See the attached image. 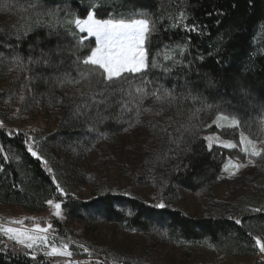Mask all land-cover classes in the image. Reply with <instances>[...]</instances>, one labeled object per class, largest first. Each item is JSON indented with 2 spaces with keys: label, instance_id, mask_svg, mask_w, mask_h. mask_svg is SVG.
<instances>
[{
  "label": "trees",
  "instance_id": "trees-1",
  "mask_svg": "<svg viewBox=\"0 0 264 264\" xmlns=\"http://www.w3.org/2000/svg\"><path fill=\"white\" fill-rule=\"evenodd\" d=\"M13 1L0 0V40L4 42L0 56L10 61L20 57L16 72L0 81V205L39 213L51 199L62 204L66 222L89 226L100 221L138 234L157 230L179 245L205 241L223 258L258 254L254 237L264 239V212L251 210L264 208V167L258 170L261 176L247 185L240 183L245 177L235 180L239 188H247L246 197L234 203L216 202L212 190L223 182L219 180L222 166L228 157L238 155L218 147L209 150L202 134L217 115H228L239 121L236 129L218 132L211 127L208 132L232 141L240 132L253 141L260 136L264 0H43L50 8H59L64 22L51 29L27 30H17L7 18ZM93 5L97 18L105 19L144 18L134 12L142 9L155 28L148 48L156 67H150L147 76L154 84L140 86L138 79L131 81L123 93L109 97L107 108L94 103L100 99L94 95L101 87L96 81L82 89L68 82L78 69L73 63L76 41L66 30L67 20L73 14L86 18ZM193 25L197 31L189 30ZM18 35L23 39L18 41ZM93 45L90 39L78 55L83 57ZM57 46L59 53L55 52ZM49 55L51 64L47 63ZM201 56L203 61L198 59ZM167 69L171 72L165 75ZM133 89L141 92L139 101L133 100ZM162 89L179 98L157 101L152 92L162 95ZM189 94L197 99L185 98ZM205 103L213 107L197 112ZM101 117H105L103 122ZM130 128L138 133L134 136L139 135L137 147L144 149L131 180L142 187L156 184L158 201L118 195L107 188L87 198L72 197V185L68 189L64 178L73 172L69 160L85 146L84 140L100 134H114L118 139ZM28 136L51 173L27 152L24 142ZM53 177L67 195L56 191ZM185 193L199 202L202 216L190 215L175 205ZM160 202L165 208L153 207ZM52 225L57 234L64 235L62 224L53 221ZM25 252L0 238V264H53L41 256L32 261Z\"/></svg>",
  "mask_w": 264,
  "mask_h": 264
},
{
  "label": "rangeland",
  "instance_id": "rangeland-1",
  "mask_svg": "<svg viewBox=\"0 0 264 264\" xmlns=\"http://www.w3.org/2000/svg\"><path fill=\"white\" fill-rule=\"evenodd\" d=\"M12 3L6 15L10 24L17 27V30L45 27L44 25L48 24H51L53 28L64 22V19L60 18L59 8H50L45 3L41 7L37 0H25L24 2L14 0ZM71 25L75 28L74 23ZM90 39L94 41V38ZM255 41L257 43L258 38ZM19 67V62L10 61L0 56V81L7 78L11 72H16ZM83 69L84 66L80 67L76 76L68 80L71 87L75 89L88 88L96 81V78L89 80L82 77L80 73ZM131 93L134 101L141 99L140 91L133 89ZM214 120L215 118L205 125V132L202 137L206 146L211 143L213 147L222 148L219 146L220 141L228 138L208 132L209 129L214 127L218 132L220 130L230 131L238 126H230L229 120L219 122L223 128H218L213 123ZM260 129V136L258 140L254 141L257 148L264 147V116L261 120ZM135 134L138 133L130 128L126 135H122L118 139L114 134H100L98 137H93L94 140L91 139L92 141L86 138L83 143L85 146L82 145L81 150L78 149L77 153L72 156L73 158L69 160L70 170L73 172L69 177L64 178L65 182L69 184L66 186L68 189H71L72 185V197L87 198L91 193L107 188L118 195L128 193L129 195L125 196L132 195L150 202L158 201L156 184L142 187L131 180V172L137 168L141 159L143 160L141 155L144 151L142 145L141 148L137 147L136 138L138 139L139 135L134 136ZM229 134L227 133V135ZM240 134L241 132L238 133L235 141L231 140L237 144V148L225 149L234 151L238 157H228L225 160L219 175V180L223 182L212 190L214 200L219 203H234L246 197L247 188H239V182L235 180L241 176L245 177L244 181L240 183L247 185V183L255 180L257 175L261 176L258 170L262 166L264 167V157H252V163H248L249 158L241 150ZM205 137H211V140H206ZM120 144L122 147L118 146ZM257 158L262 159L259 165L256 163ZM230 160L245 166L240 169L229 168L228 171H225L224 165ZM71 177L74 178L73 181L75 182L71 181ZM232 181L233 184H231ZM231 185L232 189H230ZM175 205L183 207L190 215L199 217L203 215L199 202L186 193L181 194ZM52 212L53 209L48 203L46 208L39 213H28L19 206L0 205V226L23 229L31 228L33 222H38L41 227H47V224L58 221L63 225L64 235L57 234L52 225L53 227L48 233V240L58 247L61 244H68L73 256L70 258L63 256L46 257L44 256V249L41 247L35 249L36 257L41 256L50 259L53 264H65L66 260L69 261V264L72 261H75L76 264H264V253L261 252L255 256L223 258L205 241L199 244L179 245L167 238L161 231L154 230L150 234H138L100 221H94L87 226L77 221L66 222L63 209L61 217L53 216ZM17 220L23 221L24 224L11 223ZM0 238L9 243H14V241H8L2 234H0ZM17 246L23 248L21 245ZM27 251L31 256L32 251Z\"/></svg>",
  "mask_w": 264,
  "mask_h": 264
},
{
  "label": "snow or ice",
  "instance_id": "snow-or-ice-1",
  "mask_svg": "<svg viewBox=\"0 0 264 264\" xmlns=\"http://www.w3.org/2000/svg\"><path fill=\"white\" fill-rule=\"evenodd\" d=\"M41 7H43V0H37ZM35 7V5H33ZM93 11L86 12V18H76L75 14L71 19L67 20L66 30L69 32L73 39L76 41L73 47L76 48L77 59L73 62L74 66L79 70L80 65L84 66L83 71H81V76L85 79L91 80L96 78V82L101 87L97 92L94 93L95 96H99V101H94V103L104 104L107 108L110 106L108 104L109 97L114 96L116 93H123L125 85L131 84V81L138 79L140 81V86H147L149 84H154V81L147 79L149 68H155V61H150V53L148 48V43L150 36L155 28L152 22L147 18V13L144 10H134L137 15H141L144 18H97V13L95 12L96 6L93 5ZM111 11V8L108 9ZM75 25V30H72L70 25ZM45 27L51 29L52 25H44ZM190 31H197V27L193 25ZM85 34L86 35H77ZM51 35V31L49 33ZM59 35V33H56ZM94 38V45L88 47L87 52L80 57L78 55L81 49L86 47V42ZM18 41L22 40V36H17ZM3 41L0 40V46H3ZM56 53L60 52L59 46L55 49ZM183 54V50H181ZM195 59V58H194ZM203 61L204 57H198ZM20 57L15 58V62H19ZM194 62V61H193ZM47 63L51 64V55H49V60ZM192 62H190L191 64ZM190 66V65H189ZM167 68V66H166ZM171 69H167L165 75L170 74ZM69 75V74H65ZM209 85L214 86V82L209 80ZM152 95L157 101H169L175 102L179 97L174 94L173 91L163 90L162 95L158 94L157 91H153ZM193 100L196 97H189ZM24 97L21 96V100ZM213 105L204 104L201 109H197L199 112L204 109L212 108ZM105 117H101V122H103ZM230 126H239V121L235 117H229L228 115H217L214 124L218 128H223V125L219 122L229 121ZM2 127V125H0ZM195 137H193L194 139ZM32 137L28 136L25 140V145L27 152L30 156L45 166L49 173L52 172L51 168L47 167V161L43 160L42 157L37 153L34 146L30 141ZM206 140H211V137H205ZM219 140V137H217ZM240 145L241 150L246 157H248V163H252V157H264V147L257 148L253 140L246 137L243 133L240 134ZM219 146L224 149H235L237 144L233 143L231 140L225 139L220 141ZM208 149L211 150L213 145L208 143ZM5 160L8 159L7 156L4 157ZM245 165L242 163H234L231 160L224 165V170L228 171L229 168L240 169ZM179 167V165L177 166ZM52 183L56 186V191L61 195H67L64 189L57 182L55 177L52 178ZM124 195H129L124 193ZM48 205L53 209L52 215L56 217L62 216V204L59 202H54L53 200L47 201ZM119 203V202H117ZM153 207L158 209L165 208L163 202L156 203ZM252 212H264V208L252 209ZM232 219V217H229ZM11 223L23 225L24 222L21 220L12 221ZM235 223L237 225L241 224V220L236 219ZM52 224H47V227H41L38 222H33L31 228L17 229L12 227L0 226V234L7 238L8 241H14L16 245H21L26 250H31V260L36 261L37 257L35 255V249L41 247L44 249V256L46 257H72L73 252L69 250L68 244H61L59 247L55 243H50L48 240V233L52 229ZM255 246L259 248L261 253H264V239L261 237H254ZM50 249V250H48ZM26 256L28 252L24 253ZM65 264H69V261H65ZM71 264H76L72 261Z\"/></svg>",
  "mask_w": 264,
  "mask_h": 264
}]
</instances>
